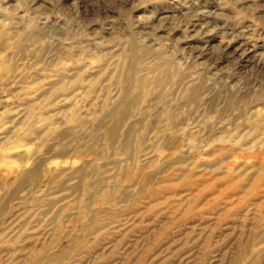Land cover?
I'll use <instances>...</instances> for the list:
<instances>
[{"label":"rangeland","instance_id":"1","mask_svg":"<svg viewBox=\"0 0 264 264\" xmlns=\"http://www.w3.org/2000/svg\"><path fill=\"white\" fill-rule=\"evenodd\" d=\"M0 264H264V0H0Z\"/></svg>","mask_w":264,"mask_h":264},{"label":"bare ground","instance_id":"2","mask_svg":"<svg viewBox=\"0 0 264 264\" xmlns=\"http://www.w3.org/2000/svg\"><path fill=\"white\" fill-rule=\"evenodd\" d=\"M249 58V57H248Z\"/></svg>","mask_w":264,"mask_h":264}]
</instances>
